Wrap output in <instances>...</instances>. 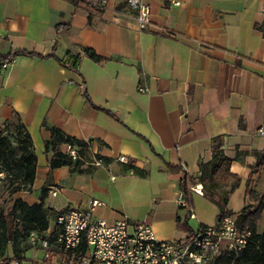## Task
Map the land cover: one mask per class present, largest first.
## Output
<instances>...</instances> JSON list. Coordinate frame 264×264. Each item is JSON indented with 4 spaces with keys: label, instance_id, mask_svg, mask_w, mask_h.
Here are the masks:
<instances>
[{
    "label": "crops",
    "instance_id": "obj_1",
    "mask_svg": "<svg viewBox=\"0 0 264 264\" xmlns=\"http://www.w3.org/2000/svg\"><path fill=\"white\" fill-rule=\"evenodd\" d=\"M126 1L0 0V56L31 53L0 72V126L17 113L36 157L30 190L12 199L42 200L52 212L91 209L92 220L107 223L124 216L148 224L158 239L181 240L191 235L187 227L208 226L194 210L190 225L177 193L183 173L189 186L200 184L199 163L211 159L214 137L230 159L232 177L218 181L224 190L234 185L231 215L250 203L249 189L264 194L262 0H141L150 9L143 31ZM52 128L111 162L82 173L51 170L44 142ZM191 195L193 209H209L205 201L217 208ZM218 216L217 208L214 223ZM53 229L29 238L23 264H60L55 247L45 259L40 246Z\"/></svg>",
    "mask_w": 264,
    "mask_h": 264
},
{
    "label": "trees",
    "instance_id": "obj_2",
    "mask_svg": "<svg viewBox=\"0 0 264 264\" xmlns=\"http://www.w3.org/2000/svg\"><path fill=\"white\" fill-rule=\"evenodd\" d=\"M84 54L96 62L103 58L96 55L89 48L82 49ZM22 54H31L24 51H12L7 55L0 56V63L12 62ZM223 140L220 136L214 137L211 142V159L199 163V175L197 181L202 185L203 196L211 201L219 211L220 215L232 214L226 209L228 193L233 189L224 190L218 178L232 177L229 171L230 159L225 156L222 149ZM62 146L74 149L79 157L75 160L67 152L61 150ZM46 153L50 154L49 168L51 170L67 166L72 172L82 173L87 170L84 166H90L93 157L104 164L111 160L99 155L90 156L88 153L89 143L70 137L62 131L52 128L50 139L44 142ZM87 164V165H86ZM36 170V157L33 145L20 116L12 114V118L0 126V183H4L8 195L19 191H28L31 188ZM193 179L185 173L179 181V190L183 193V201L187 212L193 210L192 195L189 184ZM42 198L45 191L42 190ZM248 200L237 217V223L242 229H249L252 234L244 252L236 259L235 264H264V232L257 233V223L261 219L264 210V194H259L252 189L248 191ZM6 208L0 205V264H23L24 254L29 249V238L31 235H42L55 218L56 212L44 208L42 200L40 203L27 204L20 198L12 199ZM218 216V217H219ZM180 219L177 218L179 225ZM59 227L55 226L48 236L53 242L57 236ZM188 235L192 231L187 227ZM46 238V237H44ZM43 238V239H44ZM61 264H80L79 258L86 252V243L82 241L75 251L63 252L56 249ZM231 258L223 262L230 264ZM221 261V260H220ZM222 263V262H220ZM219 264V261L214 262Z\"/></svg>",
    "mask_w": 264,
    "mask_h": 264
},
{
    "label": "built area",
    "instance_id": "obj_3",
    "mask_svg": "<svg viewBox=\"0 0 264 264\" xmlns=\"http://www.w3.org/2000/svg\"><path fill=\"white\" fill-rule=\"evenodd\" d=\"M126 5L136 13L134 19L138 29H147L150 25L149 7L141 0H127ZM261 13L264 15V0ZM9 64L0 63V72ZM139 90L145 91V88L140 87ZM67 153L73 160L79 157L69 147ZM92 164L99 165L100 161L94 160ZM188 188L190 192L203 196L201 184ZM57 190L54 188L52 194ZM177 202L186 207L181 191L177 193ZM96 205V201L92 203V206ZM188 219H195L192 211L188 213ZM50 224L53 228L58 226L59 231L53 242L48 236L40 241L45 259L50 258L52 247L63 252L75 251L85 241L86 252L79 258L80 264H211L227 258H231L230 264H234L246 249L252 234L249 229L239 227L237 216L231 214L220 215L211 226L198 225L190 236L181 240L158 239L148 224L131 225L124 216L113 223L103 219L92 220L91 209L75 207L56 212Z\"/></svg>",
    "mask_w": 264,
    "mask_h": 264
},
{
    "label": "rangeland",
    "instance_id": "obj_4",
    "mask_svg": "<svg viewBox=\"0 0 264 264\" xmlns=\"http://www.w3.org/2000/svg\"><path fill=\"white\" fill-rule=\"evenodd\" d=\"M0 186H1V189H0V205H3L4 207L7 208L8 203L12 199V195L11 196L8 195V193L6 192V190L4 188L5 187L4 183H0ZM203 201H205V200H203ZM205 203H207V205H209V209L206 207L203 208L202 205L199 204V205L195 206L193 210L197 216H199V213L202 212V214L204 215V217L206 219L205 223L208 224V226H211L214 223V220H215L214 218L216 215L217 208H213V206H212V204H210V202L205 201ZM210 209H213V210H210ZM189 223L191 226H193V227L195 226L192 220H189ZM27 256H29V255H27ZM225 260L226 259H222L221 261H219V264H226L227 262L226 263L223 262ZM220 262H222V263H220ZM211 264H214V263H211Z\"/></svg>",
    "mask_w": 264,
    "mask_h": 264
}]
</instances>
